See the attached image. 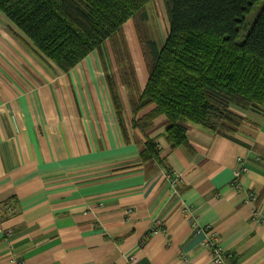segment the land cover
I'll return each instance as SVG.
<instances>
[{
	"label": "crops",
	"instance_id": "crops-1",
	"mask_svg": "<svg viewBox=\"0 0 264 264\" xmlns=\"http://www.w3.org/2000/svg\"><path fill=\"white\" fill-rule=\"evenodd\" d=\"M100 63L64 74L0 13V264H213L209 242L225 264H264V114L231 106L234 134L188 124L170 153L162 116L165 161L143 162Z\"/></svg>",
	"mask_w": 264,
	"mask_h": 264
},
{
	"label": "trees",
	"instance_id": "trees-1",
	"mask_svg": "<svg viewBox=\"0 0 264 264\" xmlns=\"http://www.w3.org/2000/svg\"><path fill=\"white\" fill-rule=\"evenodd\" d=\"M153 1L0 0V13L64 74L97 53L127 140L119 84L105 61L104 47L110 43L122 85L139 91L136 97L135 92L130 94V104L135 115L132 126L146 140L143 162L165 161L158 144L149 138L162 116L170 153L188 140V124L234 134L242 118L231 112V106L264 114V7L244 41H239L247 16L264 0H163L169 30L161 45L148 10ZM130 21L148 72L142 91L124 33Z\"/></svg>",
	"mask_w": 264,
	"mask_h": 264
},
{
	"label": "rangeland",
	"instance_id": "rangeland-1",
	"mask_svg": "<svg viewBox=\"0 0 264 264\" xmlns=\"http://www.w3.org/2000/svg\"><path fill=\"white\" fill-rule=\"evenodd\" d=\"M263 7H264V1L256 3L255 6L253 7V10L251 11V13L247 16L246 23L242 27V30H241V35H240V39H239L240 42L244 41L246 35L249 33L251 27L253 26L256 18L258 17V15H259V13ZM148 10L150 13V18H151V26L153 28V31L155 32V35L157 36V39L159 41V45H161L162 43L165 42L167 35H168V30H169L168 17L166 14V10L164 7L163 0H154L152 3L149 4ZM124 29H125L124 33H125V36H126V39L128 42L129 50H130V53L132 56V63L134 65L136 74L138 75L137 69H138V71L142 69V72L144 73L143 77L146 79L147 78V72L145 69L146 67H145V63H144V59H143V55H142V50H141V47L139 44V40H138L136 31L134 29L133 23L130 21ZM13 34L15 35L14 32H13ZM19 34H22V33L19 32ZM104 55H105V59H106L105 61H106L107 67H108V71L110 74L111 73L114 74L117 81L120 82V83L118 82L119 88L123 89V92L125 94L124 97L127 96V99L130 101V94L131 93L135 92L136 94H133L134 97L138 96L139 91L138 92L137 91H129L126 87H124L122 85L120 73H119V69H118V62L116 61V57L113 53V50H112L109 42H107L105 47H104ZM102 73L104 74L103 68H102ZM122 99H123V97H122ZM123 103H124V101H123ZM124 106H125V103H124ZM159 149H160V147H159Z\"/></svg>",
	"mask_w": 264,
	"mask_h": 264
},
{
	"label": "built area",
	"instance_id": "built-area-1",
	"mask_svg": "<svg viewBox=\"0 0 264 264\" xmlns=\"http://www.w3.org/2000/svg\"><path fill=\"white\" fill-rule=\"evenodd\" d=\"M209 229V228H208ZM210 231V230H209ZM211 248V258L213 264H225V256L222 251L219 249L216 242L208 243Z\"/></svg>",
	"mask_w": 264,
	"mask_h": 264
}]
</instances>
